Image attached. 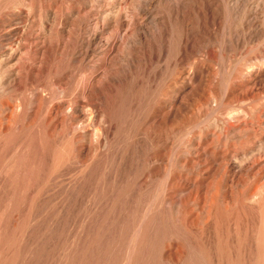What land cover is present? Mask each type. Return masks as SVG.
I'll return each mask as SVG.
<instances>
[{
    "label": "rangeland",
    "instance_id": "rangeland-1",
    "mask_svg": "<svg viewBox=\"0 0 264 264\" xmlns=\"http://www.w3.org/2000/svg\"><path fill=\"white\" fill-rule=\"evenodd\" d=\"M0 264H264V0H0Z\"/></svg>",
    "mask_w": 264,
    "mask_h": 264
},
{
    "label": "bare ground",
    "instance_id": "bare-ground-1",
    "mask_svg": "<svg viewBox=\"0 0 264 264\" xmlns=\"http://www.w3.org/2000/svg\"><path fill=\"white\" fill-rule=\"evenodd\" d=\"M262 188V187H261Z\"/></svg>",
    "mask_w": 264,
    "mask_h": 264
}]
</instances>
